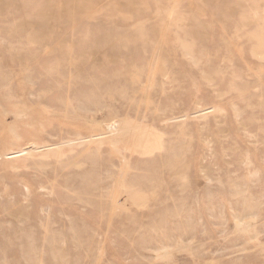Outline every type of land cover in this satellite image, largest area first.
<instances>
[{"label":"rangeland","instance_id":"rangeland-1","mask_svg":"<svg viewBox=\"0 0 264 264\" xmlns=\"http://www.w3.org/2000/svg\"><path fill=\"white\" fill-rule=\"evenodd\" d=\"M0 264H264V0H0Z\"/></svg>","mask_w":264,"mask_h":264}]
</instances>
